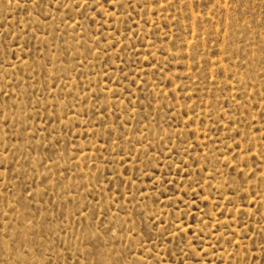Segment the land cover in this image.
Returning <instances> with one entry per match:
<instances>
[{"label": "rangeland", "instance_id": "rangeland-1", "mask_svg": "<svg viewBox=\"0 0 264 264\" xmlns=\"http://www.w3.org/2000/svg\"><path fill=\"white\" fill-rule=\"evenodd\" d=\"M0 264H264V0H0Z\"/></svg>", "mask_w": 264, "mask_h": 264}]
</instances>
